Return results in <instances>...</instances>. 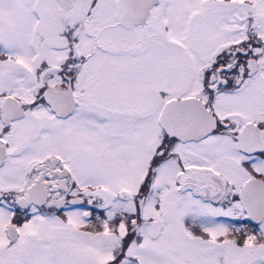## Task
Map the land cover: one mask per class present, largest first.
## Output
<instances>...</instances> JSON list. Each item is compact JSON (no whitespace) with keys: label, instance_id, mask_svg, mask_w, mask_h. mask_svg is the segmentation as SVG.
I'll list each match as a JSON object with an SVG mask.
<instances>
[{"label":"snow or ice","instance_id":"obj_1","mask_svg":"<svg viewBox=\"0 0 264 264\" xmlns=\"http://www.w3.org/2000/svg\"><path fill=\"white\" fill-rule=\"evenodd\" d=\"M0 264H264V0H0Z\"/></svg>","mask_w":264,"mask_h":264}]
</instances>
